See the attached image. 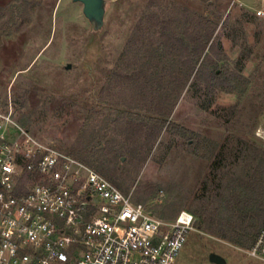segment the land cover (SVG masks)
<instances>
[{"label": "rangeland", "instance_id": "obj_1", "mask_svg": "<svg viewBox=\"0 0 264 264\" xmlns=\"http://www.w3.org/2000/svg\"><path fill=\"white\" fill-rule=\"evenodd\" d=\"M105 1L97 29L74 0H0V109L11 111L39 141L67 153L79 141L89 150L102 141L99 154H119L117 185L134 203L166 221L182 212L194 216L207 193L215 196L225 173L244 178L252 172L248 162H235L239 138L264 149V16L258 15L264 0H170L199 14L222 15L207 52L219 73L244 77L249 85L242 97H214L206 84L190 85L145 163L131 160L120 134L127 96L109 106L101 93L154 2ZM213 68L207 66L206 79ZM194 221L175 264H213L211 254L225 256L227 264H264L246 254L252 243L222 240Z\"/></svg>", "mask_w": 264, "mask_h": 264}, {"label": "built area", "instance_id": "obj_2", "mask_svg": "<svg viewBox=\"0 0 264 264\" xmlns=\"http://www.w3.org/2000/svg\"><path fill=\"white\" fill-rule=\"evenodd\" d=\"M194 222L156 216L0 109V264H175ZM246 254L264 262V230Z\"/></svg>", "mask_w": 264, "mask_h": 264}, {"label": "trees", "instance_id": "obj_3", "mask_svg": "<svg viewBox=\"0 0 264 264\" xmlns=\"http://www.w3.org/2000/svg\"><path fill=\"white\" fill-rule=\"evenodd\" d=\"M153 2L139 19L101 93L103 99H110L109 106L127 96L120 134L131 160L142 163L170 125L169 119L190 85L206 84L208 94L214 97L220 92L242 97L249 85L244 77L230 80L219 73L218 62L212 61L207 52L212 48L222 15L199 14L170 0ZM207 66L214 68L206 79ZM100 144L102 141L89 150L90 146L79 141L69 154L118 186L119 154L107 149L99 154ZM234 156L235 162H248L252 172L244 178L225 173L215 196L211 198L207 193L200 200L201 208L193 213L199 220L198 229L222 240L236 244L245 240L253 245L257 233L264 230V149L241 137ZM218 165L216 169L220 170L221 164ZM207 186L208 183L206 190Z\"/></svg>", "mask_w": 264, "mask_h": 264}, {"label": "water", "instance_id": "obj_4", "mask_svg": "<svg viewBox=\"0 0 264 264\" xmlns=\"http://www.w3.org/2000/svg\"><path fill=\"white\" fill-rule=\"evenodd\" d=\"M74 2L83 4V13L85 17L98 29L104 23L106 12L105 0H74ZM210 262L214 264H226L225 259L219 255H211Z\"/></svg>", "mask_w": 264, "mask_h": 264}, {"label": "crops", "instance_id": "obj_5", "mask_svg": "<svg viewBox=\"0 0 264 264\" xmlns=\"http://www.w3.org/2000/svg\"><path fill=\"white\" fill-rule=\"evenodd\" d=\"M211 255H213V254H211ZM211 255H210V256H211ZM215 255H219V254H215ZM222 258L225 259L226 264H227V263H228V259H227L225 256H222ZM209 261H210V257H209ZM213 264H214V263H213Z\"/></svg>", "mask_w": 264, "mask_h": 264}]
</instances>
